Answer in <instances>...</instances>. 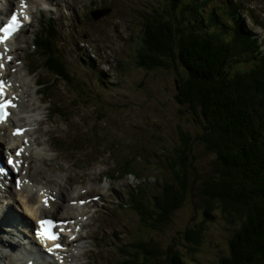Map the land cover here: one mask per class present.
Listing matches in <instances>:
<instances>
[{
    "label": "rangeland",
    "instance_id": "374dc122",
    "mask_svg": "<svg viewBox=\"0 0 264 264\" xmlns=\"http://www.w3.org/2000/svg\"><path fill=\"white\" fill-rule=\"evenodd\" d=\"M94 1L97 0H82L80 3L79 0H33L25 6V12L29 18L31 16L32 22L27 25V31H20L13 39V46L17 47L13 59L20 64V68L13 76L24 98L40 97L46 108H43L42 112L38 109L36 113L31 111L22 113L18 110L12 117L15 118L14 121H17L18 117H24L23 123L36 127L35 119L45 116L48 123H45L44 127L50 130L48 132L54 141L53 146L36 145L28 135L21 137L23 142L21 152L32 154L37 160V166H41L42 169L45 168L43 155L46 157L53 155L50 157L53 166L46 165L45 175L61 181L65 187L63 190L68 189V195L70 192H83L87 187L97 186L103 190L99 193L100 199L96 207L84 200L78 206V210L84 214H78L77 211L75 218L73 217L77 222L81 219L92 222L88 229H82V233L89 231L90 234L88 238L81 240L77 250H83L85 243L91 248L89 251L93 259L91 264H119L123 260V248L129 247V241L141 239L154 241L163 249L174 237L180 236L179 231L185 230L203 217L200 187L205 175L214 170L213 156L203 144L198 142L194 144L190 165L185 167L187 176L193 182L192 191L184 206L177 209L165 230L157 227L147 230L140 221L139 210L134 207L130 193L134 188L139 190L140 187H145L143 200L147 202L152 196L150 193L161 191L162 186L159 182L171 176L163 160L166 161L168 154H173L174 150L181 147V130L195 136L201 128L196 117L177 99L179 83L176 79L181 75L187 76V73L180 67L174 70L164 67L145 70L136 63L135 54L144 44L142 39L145 37V27L150 21L148 18L153 11L164 9L162 4L165 0H107L96 7L100 8L99 11H94L97 19L89 15L96 9ZM166 1L170 3L171 0ZM215 1L218 2L214 4L215 6L227 4V0ZM236 1L242 4L241 17L248 31L264 35V9L256 5L254 0H249L251 4L248 0H233ZM68 2L73 4L75 10L72 17L76 14L73 27L70 21L60 16L64 13L71 16L69 12L73 8L68 6ZM5 9V4H1L0 0V13L2 14ZM43 11L45 15L41 13ZM246 12H252L257 19L251 23L247 22ZM50 13H54L60 19L59 24L62 23L61 28L55 27L56 32L62 35L63 26L66 34L58 48L63 53L70 50L68 58L71 56L75 60L78 56L81 58V61L76 62L80 66L77 71L68 64L69 61L68 63L64 61L62 53L47 48L46 39L50 25L45 23V27H41L40 23L44 16L51 17ZM34 35H37V44L34 42ZM91 52L102 56L101 63L106 73L105 76L97 74L108 85L103 88L101 80L91 78L92 84L88 87L90 91L85 86L80 88L82 92L87 89L90 92L89 98L85 99L80 91L74 90V87L68 84L62 72L69 70L75 82L81 84L82 75L86 76L84 73L93 71L94 67L98 68L99 65L97 60L88 59L87 55L93 58L88 54ZM81 55L87 58L89 67H83L86 62ZM35 64L42 68L33 74L31 70ZM28 67L31 70L27 73ZM39 80L45 81L49 86L46 93L41 92V89L35 93L39 88L37 85ZM242 83L251 86L252 81L243 80ZM237 90L233 91L236 93ZM242 98L245 105L253 102V98L248 94L242 95ZM48 105L50 106L47 108ZM48 110L52 113L50 119H47ZM122 162L129 163L131 167L124 170L119 167ZM180 166L177 164L176 168L179 169ZM83 172L88 177L83 183L69 180L66 182L73 184L75 190L65 186L68 173L80 178ZM105 173L110 177L105 178ZM97 175L100 179L95 183L93 177ZM23 176L25 175L19 177ZM28 182L25 192L28 196L36 195L34 205H38L40 193H43L45 198L39 202L41 208L47 210L45 214L56 217L51 214L53 212L51 205L45 203L50 197L49 184ZM41 189L43 191L39 193ZM14 192L17 194L16 190ZM14 192L12 193L15 197ZM108 194L112 202L108 201ZM19 196L18 191V199ZM16 202L15 199V213L24 214L22 204ZM100 210L102 214L99 213ZM215 216L213 220L204 219L205 240L194 255L191 253L184 255L186 261L182 263L211 264L214 259L227 252L226 237L232 227L226 222L227 218L222 215ZM54 253L57 255V252ZM71 262L78 264L79 259Z\"/></svg>",
    "mask_w": 264,
    "mask_h": 264
},
{
    "label": "trees",
    "instance_id": "16d2710c",
    "mask_svg": "<svg viewBox=\"0 0 264 264\" xmlns=\"http://www.w3.org/2000/svg\"><path fill=\"white\" fill-rule=\"evenodd\" d=\"M185 1L173 0L168 12L147 23L142 39L145 45L135 57L136 63L145 70L186 68L189 78L184 80L180 76L177 99L179 103L188 102L187 107L197 111L199 126L204 132L198 131L193 136L181 130V147L164 160L171 176L163 179V203L160 200L158 209H161L157 214L144 212L143 200H137L135 206L143 213L147 226L165 230L170 225L171 218L184 206L192 191L193 182L185 167L190 165L194 144L198 142L212 154L214 167L200 187L203 217L179 231L182 238L174 237L163 249L154 241L132 240L127 250H123L119 264H181L184 255H194L200 250L206 234L203 221L213 220L215 215L227 218L232 230L226 237L227 252L211 264H264V148L248 120L249 111L237 99L232 86L244 74H237L239 78L233 75L229 81L218 76L220 70L224 72L221 64L226 67L228 60L204 33L203 18L210 16L193 0ZM239 64L247 65L244 59ZM254 88L258 86L253 85ZM177 164L181 165L179 169ZM129 167V163H122L124 170ZM143 193H140L142 198Z\"/></svg>",
    "mask_w": 264,
    "mask_h": 264
},
{
    "label": "bare ground",
    "instance_id": "6f19581e",
    "mask_svg": "<svg viewBox=\"0 0 264 264\" xmlns=\"http://www.w3.org/2000/svg\"><path fill=\"white\" fill-rule=\"evenodd\" d=\"M5 1L8 3L10 2V4L12 2V4L14 3L16 6L18 5V3L21 4L20 0H5ZM24 1L29 4L33 0H24ZM110 3H112V2H110ZM71 4L72 3L68 2V6L69 7L71 6L73 8V4L72 5ZM73 12H75L74 8L71 9L69 12L71 17H72ZM1 16L4 17L3 15H1ZM62 29H63V34L59 36L60 38H62L61 41L64 40V37L66 35L64 32L63 26H62ZM0 36H2L1 33H0ZM0 42H1L0 43V63L2 64V62H4V63H7L10 65V67H7L8 72L5 74L7 75V77H11L12 75L17 73V71H18L17 69L20 67L15 62L14 63L12 62L13 58H3L1 53L2 52L6 53L5 49H3V45L8 46V48H7L8 51H10V52L14 51L15 50V47L13 46L14 43L11 41V37H9L8 39H6L4 41L0 40ZM11 54L12 53H10V55ZM73 55L75 56V54H73ZM69 60H70L69 64H71V63H75L77 59L75 60L73 58V56H71V58ZM67 74L69 75L68 72H67ZM16 81H17L16 79H10V81L8 79L7 82H4L5 85H7V88L9 90H6V88H4L3 84L0 82V95L6 96V98H8V100H10L11 102H14V104H10L8 106V108L11 110V112H12V110L14 112H17L18 110H20L23 113V110H26V109H30V111L32 113H36V111L38 109L40 112H42L43 108H46V106L44 105V102L42 99H40V97L38 99H36V98L33 99L32 97L31 98H20L18 96L13 97V91H14L13 85H18V83H16ZM84 83L86 84V82H84ZM16 102L18 104H16ZM14 112H13V115H14ZM47 112L49 113V114H47L48 115L47 119H50L52 113L50 110H48ZM68 119L69 118H67V120ZM10 121H11V119H10ZM19 121L24 122L25 118L21 117L19 119ZM35 121H36V127H34L33 125L28 124V123L23 124V128H25L23 135H25V134L29 135V137H31L30 139L32 140V142L34 144H37V145L42 144V145H45L48 147H52L53 146L52 142H54V141L48 132L50 130H48L47 128L44 127V124L48 123V122L43 117L37 118V119H35ZM12 122L8 123V125L3 124L2 125L3 127H0V141L5 142L6 145L8 144L6 147V150L9 151V153H10L9 155H13L12 153L16 151L17 147L20 148V145H22V143H20V141H22L21 140L22 135L14 133V128H16V126ZM9 128H10L11 133L10 132L7 133V130ZM60 129H61V125L59 126V130ZM51 156H53V155H51ZM51 156L46 158V156L43 155V157L46 159L44 160L45 168L42 169L41 166H37V163H36L37 160L32 154L30 155L28 153V154L23 155V159H22L23 164H20V162H19V164L22 168L25 167V176H24V178L21 179L20 188H19L20 201H21L23 207L25 208V213H26L28 218H30V219H33V218L38 219V217L41 218L40 214H44V212L46 211V209L41 208V203H39V202L43 201V199L45 198V195L43 193H40L41 191H43V189L39 190L41 198L39 197V201L37 202V204H38L37 206L29 204L32 200L34 201L36 199L35 198L36 195H29L28 196V193L25 192V190L27 188V185L29 184L28 181L40 182L41 184L45 183L47 185L49 184V189H48V193L50 196L49 197V205H51V208H53L54 214L58 215L60 217V220H62V222L66 221V223H65L66 227H64V229H65L64 233L67 234L68 232H70V230H72L70 227L72 225L69 221H67V219H69V218L71 219L77 213L76 211H79L77 208L78 204H79L78 200H86L87 204L92 203L96 207L97 204L99 203L98 199H100L99 197H97V195H99V193H102L103 190L97 186L93 187V188L87 187V188H85V191H83V192H77V193L70 192L68 195L67 194L68 189L63 190L64 185L61 184V181L57 180L56 178H52V176L48 177L45 175L44 170L47 169L46 165L48 167L53 166V163L50 159ZM17 158H18V156H17ZM70 169L71 168H69L68 170L70 171ZM68 170H67V172H69ZM68 174L66 175L65 186L69 187L70 189L72 188L73 190H75V188L73 187V184H70V183L66 184V182H68V180L70 182L83 183L86 179H88L85 172L81 173L80 178H76L72 174H69V176H68ZM93 178H94L93 180H95V183H96L97 180L100 179V176L97 175ZM29 187H31V186H29ZM112 187H116V186L112 185ZM11 188H12L11 178L8 175L2 174V176H0V225L4 230L7 231V232H5V234L10 235L13 232L15 234L14 235L15 238H17V239L19 238V240L15 241L12 238V236H6L5 238L2 239V245L0 246V250L2 249L3 251H6L7 257L10 256L11 258L14 259V255H12V254L15 252V250H17L19 247L24 246L25 243H27L26 238H22V236H24L25 234L27 236L29 234L28 229H27V226L29 223L26 224V222L23 223V221H19L20 218L22 219L24 217L15 213V210L13 208L14 199L12 198ZM21 194H22V196H21ZM107 198H108L109 202L110 201L112 202L111 196L109 194L107 195ZM71 200H73L72 201L73 203H69ZM107 206H110V205H107ZM99 213L102 214V210H100ZM25 224L27 226L24 227ZM91 224H92V222H86L85 221V222H81V224H79L78 227H80L81 229H88L89 226H91ZM72 232H73V230H72ZM89 234H90L89 231H87L85 233V235L82 232H80L78 235H74V238H70V239L69 238H66V239L63 238L65 243L63 244V246H64L62 249L63 255H62L61 259L63 260L64 264H72L71 261H74L77 259H79L78 264H86V263L90 262L89 251L91 250V248H89V245H85V243L83 242L84 243L83 250H81V251L77 250V247L80 245L81 240L83 241L84 238H88ZM54 242H55L54 239L52 240V242H50L52 244V246H54ZM57 249L58 248L56 247L55 251L58 252ZM17 252L20 254L28 255V254L32 253L33 250L21 248V249H18ZM16 254L17 253H15V259H18ZM32 254L38 258L37 260L42 259V256L40 255V253L37 252V254H38L37 255L35 252H33ZM37 260L35 261L36 264H41V262H39V261L37 262ZM48 263L49 262H47V259H45L43 261V264H48ZM10 264H13V263H10Z\"/></svg>",
    "mask_w": 264,
    "mask_h": 264
},
{
    "label": "snow or ice",
    "instance_id": "6c2138e0",
    "mask_svg": "<svg viewBox=\"0 0 264 264\" xmlns=\"http://www.w3.org/2000/svg\"><path fill=\"white\" fill-rule=\"evenodd\" d=\"M18 24H19V21L17 19V16L13 14L9 23L5 25L4 27L0 28V33H4L3 36H0V40L5 39L7 35L11 34L12 32H15L17 30ZM6 106H7L6 104L0 105V113H3L4 108ZM0 118H2V116H0ZM8 163L10 164L11 161L9 160ZM3 171L4 169L0 168V172H3ZM45 203H47V199L45 200ZM40 223L42 226L46 224L51 226V221L41 220ZM41 234L46 236L49 239H56L55 234L51 233L49 228H45ZM56 247H59V245H56ZM49 251H51V249H49Z\"/></svg>",
    "mask_w": 264,
    "mask_h": 264
}]
</instances>
